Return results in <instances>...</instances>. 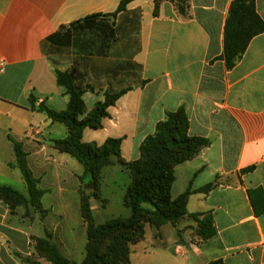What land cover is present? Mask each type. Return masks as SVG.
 Listing matches in <instances>:
<instances>
[{"label":"crops","instance_id":"obj_1","mask_svg":"<svg viewBox=\"0 0 264 264\" xmlns=\"http://www.w3.org/2000/svg\"><path fill=\"white\" fill-rule=\"evenodd\" d=\"M121 1L0 0V60L5 61L0 185L27 194L20 170L10 166L16 163L11 137L23 144L28 166L45 191L41 212L12 209L0 197V264H51L37 249L47 235L69 261L81 264L86 257L79 192L85 171L72 170L74 158L54 148V140L69 136L67 127L38 111L42 103L58 112L67 109L69 96L58 86L56 71H66L57 60L71 50L80 73H89L95 83L84 95L85 104L86 98L92 104H86L87 113L104 103L105 92L128 89L108 109L101 129L84 131V143L102 146L121 139V158L136 161L142 143L167 113L181 107L189 118V136L210 140L175 168L172 198L189 187L198 191L215 184L208 193L192 194L187 209L212 215L216 235L199 236L191 217L176 227L162 226L160 237L148 224L144 239L132 246L130 264H264V200L257 193L254 201L250 197V191L264 192V33L228 70L220 57L230 6L237 0H187L186 16L175 0H158V15L154 0H135L115 18L71 28L89 16L116 13ZM256 11L264 21V0H256ZM120 35H134L138 46H121ZM116 169L124 174L118 164L103 174ZM67 179L74 190L62 187Z\"/></svg>","mask_w":264,"mask_h":264},{"label":"trees","instance_id":"obj_2","mask_svg":"<svg viewBox=\"0 0 264 264\" xmlns=\"http://www.w3.org/2000/svg\"><path fill=\"white\" fill-rule=\"evenodd\" d=\"M133 1L135 0H122L116 13L109 16L92 15L72 24L71 28L82 23H94L104 17L115 18ZM154 1L155 15H158V0ZM175 3L179 14L186 16L188 1L175 0ZM262 33L264 21L256 11V0L232 2L225 25L224 51L220 57L225 61L228 70L234 68L243 58L252 39ZM54 38L51 37L49 41ZM56 76L58 86L69 96L67 109L58 112L42 103L38 111L44 113L52 122L67 127L69 136L54 140V148L60 153L70 155L82 165L85 172L80 181L83 182L85 177L90 176L87 185L92 189V193L89 196L80 193L81 215L87 224L86 257L81 264H130L132 246L144 239L145 227L148 224L156 229V237H160L162 226L170 223L176 227L184 219L191 217L198 223L201 237L213 238L216 230L212 215L189 214L187 206L192 194L208 193L216 186L215 184H209L198 191H193L189 187L176 199L172 198L175 168L196 157L210 144L209 139L189 136L190 123L185 108L181 107L175 112L167 113L166 119L157 125L155 134L142 143L140 159L126 163L121 158V139H108L102 146H98L95 143H84L83 134L86 129H101L104 119L110 116L108 109L114 106L128 89L105 92L104 103H96L87 113L84 95L93 87H82L75 72L57 70ZM31 102L33 104L34 99H31ZM9 140L16 156V163L10 166L20 170L27 194L24 195L10 186L0 185V197L12 209L23 206L42 210L41 201L45 191L40 187L41 180L34 176L28 166L23 144L11 137ZM117 164L129 178L123 202L130 210V215L115 217L103 224H97L92 201L100 198L104 169ZM253 169L254 167L248 170ZM256 193L264 200V192L259 189L250 191L252 201ZM37 249L51 264H75L62 255L50 235L39 239ZM210 264L223 263L215 261Z\"/></svg>","mask_w":264,"mask_h":264},{"label":"rangeland","instance_id":"obj_3","mask_svg":"<svg viewBox=\"0 0 264 264\" xmlns=\"http://www.w3.org/2000/svg\"><path fill=\"white\" fill-rule=\"evenodd\" d=\"M119 37L120 40L123 39V41H121V46H124L125 43L127 45L129 44L134 47L138 46V39L134 35L133 36L128 35V37L126 38L125 35L123 36L120 35ZM117 41H118V36H117ZM57 61L59 67L63 68L64 70L66 69L67 72L76 73L79 84L82 87H87V86L93 87V89L92 90L89 89L88 92L95 90L93 85L95 83L89 80V78H91L89 76V73L86 74L85 72L86 75L82 72L80 73L79 66L77 65L78 58L77 56L74 55L72 50L66 52L64 56L58 59ZM86 104L88 105L89 108L92 105L89 98H86ZM60 127L63 126L60 125ZM72 163H73L71 167L73 168L72 170L80 169L84 171L82 165L78 161L72 159ZM80 178L82 177H79V180ZM83 180H84L83 182L80 181L79 192L84 194L85 196H89L92 193V189L90 188L89 185H87L90 182V176L88 175ZM127 184H129L128 176L119 173L117 169L112 174L107 173L104 175V179L99 191L100 198L92 201V205L97 207V209L93 211L94 218L97 224H103L106 221L115 217H119V216L126 217L130 215V210L125 207L123 202V198L125 195V192L123 190L127 186ZM61 185L65 189L74 190V186L71 185L68 179L64 180ZM26 209L29 210V207H26ZM39 212H41V210H39ZM196 233L200 236L199 228H197Z\"/></svg>","mask_w":264,"mask_h":264},{"label":"built area","instance_id":"obj_4","mask_svg":"<svg viewBox=\"0 0 264 264\" xmlns=\"http://www.w3.org/2000/svg\"><path fill=\"white\" fill-rule=\"evenodd\" d=\"M5 61L0 60V72L4 71Z\"/></svg>","mask_w":264,"mask_h":264}]
</instances>
